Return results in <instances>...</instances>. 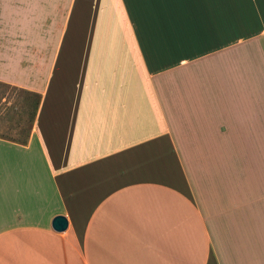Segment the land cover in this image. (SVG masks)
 Segmentation results:
<instances>
[{"label": "crops", "instance_id": "obj_1", "mask_svg": "<svg viewBox=\"0 0 264 264\" xmlns=\"http://www.w3.org/2000/svg\"><path fill=\"white\" fill-rule=\"evenodd\" d=\"M0 81V264H264V0H0Z\"/></svg>", "mask_w": 264, "mask_h": 264}, {"label": "rangeland", "instance_id": "obj_2", "mask_svg": "<svg viewBox=\"0 0 264 264\" xmlns=\"http://www.w3.org/2000/svg\"><path fill=\"white\" fill-rule=\"evenodd\" d=\"M39 96L0 81V137L27 140Z\"/></svg>", "mask_w": 264, "mask_h": 264}, {"label": "water", "instance_id": "obj_3", "mask_svg": "<svg viewBox=\"0 0 264 264\" xmlns=\"http://www.w3.org/2000/svg\"><path fill=\"white\" fill-rule=\"evenodd\" d=\"M68 221L65 216L57 215L52 220V228L57 231H63L66 229Z\"/></svg>", "mask_w": 264, "mask_h": 264}, {"label": "trees", "instance_id": "obj_4", "mask_svg": "<svg viewBox=\"0 0 264 264\" xmlns=\"http://www.w3.org/2000/svg\"><path fill=\"white\" fill-rule=\"evenodd\" d=\"M38 103H39V101H37V105H36V107H35V109H34V114H33V118H32V124H31V128H32V125H33V121H34V118H35V114H36V110H37V107H38ZM29 135V134H28ZM4 138V137H3ZM10 140H14V141H18V140H15V139H10ZM27 140H23V141H20L21 143H25ZM19 142V141H18Z\"/></svg>", "mask_w": 264, "mask_h": 264}]
</instances>
